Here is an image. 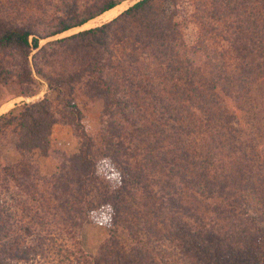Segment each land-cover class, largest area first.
Segmentation results:
<instances>
[{
  "label": "trees",
  "instance_id": "16d2710c",
  "mask_svg": "<svg viewBox=\"0 0 264 264\" xmlns=\"http://www.w3.org/2000/svg\"><path fill=\"white\" fill-rule=\"evenodd\" d=\"M9 1L0 0V86L16 84L21 96H33L39 77L48 92L0 115V136L11 128L17 151L47 155L53 126L74 125L79 152L61 161L48 194L63 227L75 236L88 217L85 198L98 190L112 209L111 226L126 228L135 243L130 257L109 234L98 254L81 256L80 264H164L136 237L141 226L149 234L150 220L174 240L189 237L183 253L191 264L224 261L226 246L241 249L244 264H252L254 256L245 252L257 243L248 212L252 201L264 203V146L254 141L248 155L239 137L252 130L240 120L249 117L251 86L264 74V15L256 12L264 0H210L208 19L200 21L202 31L217 24L226 34L225 53L239 61L231 70L223 53L199 42L187 46L175 21L179 0H139L100 26L43 46L41 40L79 28L124 0ZM75 95L103 102L96 141L82 129ZM26 167L15 170L29 177ZM15 181L20 189L22 182ZM27 235L35 247L7 257L1 244L0 264L11 258L29 263L36 255L50 259L53 250L56 259L41 264H72L55 236L30 228Z\"/></svg>",
  "mask_w": 264,
  "mask_h": 264
},
{
  "label": "rangeland",
  "instance_id": "374dc122",
  "mask_svg": "<svg viewBox=\"0 0 264 264\" xmlns=\"http://www.w3.org/2000/svg\"><path fill=\"white\" fill-rule=\"evenodd\" d=\"M3 1L5 2V0ZM13 1H9V3L11 4ZM54 1L56 2L57 0ZM137 1L139 0H124L121 3L129 2L124 9L126 10ZM38 2L41 3L42 1L39 0ZM66 2L69 1L66 0ZM209 2L210 0H179L178 14L175 21L179 24V29L187 46H196V43L198 44L199 42L208 51L213 49L214 51L217 50V53H223L224 57H226L228 70H231L239 64V61L234 53L230 51V53H225L228 50V44L222 38L224 36L226 38V34H219L217 24H215L216 30L212 32L207 30V26L202 31L200 26L201 19H208ZM256 12L264 15V9ZM103 23L83 25L79 28L70 29L62 34L41 40L40 46L82 30L100 26ZM8 53L13 52L10 51ZM34 53L35 51L31 53L29 61H31V56ZM16 58L17 61H21L18 57ZM52 70L51 68L50 71ZM257 78L256 83L251 86L252 105L248 110L249 117H242L240 120L249 129H252L242 130L239 137L242 145L246 147L248 155L250 154L248 146L253 145L254 141L264 146V74L263 76L257 74ZM34 79L38 92L33 96H21L19 92L20 86L16 84L11 87L0 86V109L11 104L5 111H0V115L24 103L39 101L45 96L48 92L46 82L39 77ZM58 90L59 88L54 92V95ZM50 97H54L53 94H50ZM61 97L68 98L66 91H63ZM72 100L82 113L80 120L82 129L96 141L102 119L103 102L101 99H90L84 95H75ZM242 106L244 110L248 108L246 106L245 109L244 104ZM15 142H17V135L13 133L11 128L6 129L4 134L0 136V245L5 246L7 257H12V255L15 257L18 252L25 249L29 244L35 247L34 239L31 235H27L29 228L40 235L55 236L57 238L56 243L60 244L62 250L66 251L65 253L72 264L82 263L84 258H81V256H85V258L86 256H96L100 246L108 238L109 234H112L115 239L117 238L122 248L121 251L127 252L131 257L135 243L130 240L129 232L126 228L121 226L113 228L111 226L112 209L104 204L98 190H91L88 193L89 196L85 198L88 200V217L73 238L67 234L69 228L65 229L63 227L65 221L61 218L57 202H54L48 195L51 191V183L55 180V175L60 172L61 161L72 159L79 152L82 140L74 125L58 124L53 126L49 136L47 155L42 154L39 150L22 154L16 150ZM98 153H100L99 149ZM22 163L27 165L26 169L30 172L29 177L24 178L21 171L15 170V167ZM12 177L15 180H20V184L22 182L20 189L16 187V181ZM68 177H71V175ZM105 185L108 189L111 188L107 183ZM248 213L255 224V226L252 225L255 230L253 229L251 232L257 244L249 252L245 253L254 256L255 260L252 264H264V203L252 201ZM38 222H41V226L38 225ZM147 226L150 229V235L145 234L147 231H144L143 226H141L142 228H138V232H135L137 233L136 237L145 239L151 250L155 253L159 252L161 260H163L161 262L164 264H191V259L183 253V249L190 246L188 236L183 235L181 239L174 240L173 235H169L167 228H163L161 225L154 223V221H147ZM183 244H185V247ZM240 250L233 246L222 247L221 253L225 257L224 261L219 258H213L209 264H218V261L224 262V264H234L233 256L236 257V260H239L240 264H244L246 261L245 258L241 257ZM221 253L219 254L222 256ZM48 256H50V259L47 258V255L31 256L30 262L25 264L48 263V260L55 258L56 250H53V253ZM229 256L230 259H228ZM130 260L133 261L132 259ZM7 262L10 264H23L22 261H16L13 258L8 259ZM149 262L150 260H148Z\"/></svg>",
  "mask_w": 264,
  "mask_h": 264
},
{
  "label": "bare ground",
  "instance_id": "6f19581e",
  "mask_svg": "<svg viewBox=\"0 0 264 264\" xmlns=\"http://www.w3.org/2000/svg\"><path fill=\"white\" fill-rule=\"evenodd\" d=\"M131 2V1H130ZM129 2H123L114 8L104 12L102 15L94 18L93 20H90L87 22L84 26L87 25H93V24H101L103 22H108L118 16L128 5ZM11 104L7 105L6 107H2L0 111H5L7 108H9Z\"/></svg>",
  "mask_w": 264,
  "mask_h": 264
}]
</instances>
